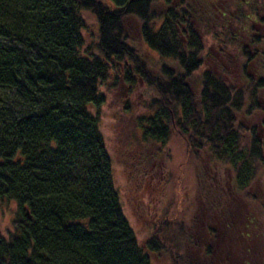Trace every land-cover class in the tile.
Wrapping results in <instances>:
<instances>
[{"label":"trees","instance_id":"obj_1","mask_svg":"<svg viewBox=\"0 0 264 264\" xmlns=\"http://www.w3.org/2000/svg\"><path fill=\"white\" fill-rule=\"evenodd\" d=\"M112 76L154 90L139 119L145 141L167 145L178 134L213 165L199 170L190 227L180 206L146 247L124 212L101 126ZM259 115L264 0H0V203L17 205L13 231H0V264H152L174 248L183 254L175 264H264L255 227L264 194L253 187L264 175ZM215 166L231 180L214 179ZM240 199L254 215H240Z\"/></svg>","mask_w":264,"mask_h":264},{"label":"rangeland","instance_id":"obj_2","mask_svg":"<svg viewBox=\"0 0 264 264\" xmlns=\"http://www.w3.org/2000/svg\"><path fill=\"white\" fill-rule=\"evenodd\" d=\"M88 18V28L85 33L86 48L95 51L98 25L91 15L88 14ZM137 44L138 41L136 47ZM142 47L145 54H150L152 68L159 70L163 61L148 47L144 45ZM202 73L203 71L197 74L194 81H199L198 78ZM102 92L106 98L101 119L106 148L112 159L115 185L124 212L136 233L138 242L146 247L151 237H155L158 231L161 234L164 230V225L158 224V220L160 218L165 220V215L172 216L180 206H183L184 213L188 209L190 227V217L196 210L198 199L202 196V188L198 180L199 170L207 168L210 173L212 172L210 154L205 151L199 154L189 152L184 140L178 134L174 135L167 145L144 140L139 119L150 112L149 104L155 93L139 78L133 85L128 86L121 78L112 76L107 80ZM263 119L264 117L259 115L255 122ZM215 168L214 179H218L219 182L231 180L230 170L221 166ZM253 187L254 192L264 194V175L259 176ZM228 193L232 195L233 190L229 189ZM262 201L260 203L264 204V196ZM240 202L241 216L255 214L252 208L255 204L244 205L241 199ZM16 212L15 203H0V231L4 236H8V233L13 231L12 224ZM246 213L248 214L245 215ZM257 215L259 220L255 226L256 233L264 234L261 226V224L264 226V208L261 212L259 210ZM158 238L164 245L174 248L172 240H168L163 235H159ZM258 242L256 241L257 245ZM237 247L235 244L231 251L234 263L240 255L236 250ZM174 249L176 250L174 257L164 253L152 254V264H175L174 258L180 263L183 254L180 255L177 248Z\"/></svg>","mask_w":264,"mask_h":264}]
</instances>
